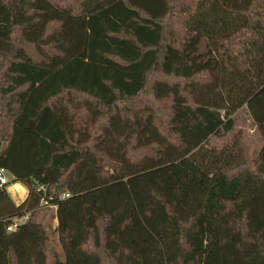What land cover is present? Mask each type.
Here are the masks:
<instances>
[{"label": "trees", "instance_id": "trees-1", "mask_svg": "<svg viewBox=\"0 0 264 264\" xmlns=\"http://www.w3.org/2000/svg\"><path fill=\"white\" fill-rule=\"evenodd\" d=\"M0 168V264H264V0H0Z\"/></svg>", "mask_w": 264, "mask_h": 264}, {"label": "rangeland", "instance_id": "rangeland-1", "mask_svg": "<svg viewBox=\"0 0 264 264\" xmlns=\"http://www.w3.org/2000/svg\"><path fill=\"white\" fill-rule=\"evenodd\" d=\"M72 1V0H71ZM158 78V75H154L153 78ZM162 78V77H160ZM77 101L80 103L82 102V99L77 98ZM150 102V97H146L141 99L136 103L137 107H140L142 105H145L146 103ZM170 105V102H166L163 106L164 108L168 107ZM84 111L78 112L79 114H82ZM237 126H236V132H241L243 135H245L247 141L251 143L253 141V147L258 146V143L255 141L256 139V133L254 128L252 127V122L249 118V115L246 111H241L238 116H237ZM221 140L216 139L212 141L213 145H222ZM155 148L154 147H146L142 149H134L130 151V157L133 161H139L145 156H151L154 154ZM10 177V176H9ZM36 220L38 222L43 223L49 233L51 243L53 247L55 248V251L57 255L61 258L64 259V252L62 249V246L59 242V236L56 231V228L58 226V221L56 219V208L47 206L44 207L37 215Z\"/></svg>", "mask_w": 264, "mask_h": 264}, {"label": "built area", "instance_id": "built-area-1", "mask_svg": "<svg viewBox=\"0 0 264 264\" xmlns=\"http://www.w3.org/2000/svg\"><path fill=\"white\" fill-rule=\"evenodd\" d=\"M9 172L4 169L0 168V188H5L8 190L9 188L16 185V183H12V178L9 177ZM70 195H66V197H69ZM27 218H15L11 221L10 225L7 227L8 232H14L16 231L23 223H25Z\"/></svg>", "mask_w": 264, "mask_h": 264}, {"label": "crops", "instance_id": "crops-1", "mask_svg": "<svg viewBox=\"0 0 264 264\" xmlns=\"http://www.w3.org/2000/svg\"><path fill=\"white\" fill-rule=\"evenodd\" d=\"M7 191L16 205L22 204L28 196L27 188L20 183H16V185L9 188Z\"/></svg>", "mask_w": 264, "mask_h": 264}]
</instances>
